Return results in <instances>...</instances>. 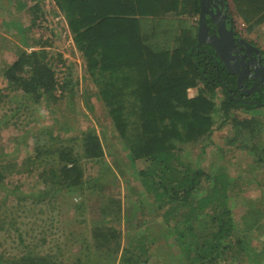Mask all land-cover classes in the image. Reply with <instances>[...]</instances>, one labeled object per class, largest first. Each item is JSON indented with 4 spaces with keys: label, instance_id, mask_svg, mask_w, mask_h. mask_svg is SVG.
<instances>
[{
    "label": "trees",
    "instance_id": "1",
    "mask_svg": "<svg viewBox=\"0 0 264 264\" xmlns=\"http://www.w3.org/2000/svg\"><path fill=\"white\" fill-rule=\"evenodd\" d=\"M53 1L67 22L75 48L86 60V69L97 85L98 97L107 108L109 124L114 128V148L115 145L121 147L131 167L142 177L147 200L134 199L133 192L137 191L134 189L129 203L113 195L92 204L89 199L73 201L71 208L84 211L86 205L91 206L102 218L101 223L90 227L92 241L78 238L72 232L68 251L71 256H66V249L57 255L29 251L14 258L0 256V264H64V258L71 264H114L109 260L106 263L100 256L121 249L119 264H154L155 254L165 257L163 263L188 264L183 258L186 252L179 254L183 245L191 248L188 254H194L196 264H264V208L258 199L247 205L242 200L249 197L250 192L242 195L241 190L238 191L246 182L245 175L237 177L232 173L233 156L237 157L239 152L233 150L235 147L229 149L220 144L218 154L222 162H212L214 171H206L200 164L215 142L216 132L232 122L237 130L235 135L222 133L219 136L228 142L237 136H247L240 155H250L254 162L245 169L246 175L252 173L255 165L258 170L264 167L263 144L260 150L251 144L252 140L263 143L262 127L246 116L250 108L264 107V89L244 92L236 75L226 68L216 50L206 43L198 45L199 20L195 32L182 27L176 34L165 26L170 25L169 20H182L187 14L192 18L200 13V0ZM224 1L229 10L232 6L238 10L250 30L264 23V0ZM14 2L18 12L30 17V24L2 20L6 29H12L11 33L18 37L20 46L15 44L16 59L0 70L10 91L5 94L0 89V105L12 92L33 99L34 103L48 99L53 103L56 114L53 119L59 129L75 131L73 125L62 122L63 116L59 114L69 94V83L58 80L56 56L46 50L52 46L55 33L51 31L46 39L30 34L47 10L38 4L27 6L21 0ZM235 29L240 33L237 27ZM31 41L42 49L25 50L31 46ZM58 56L62 60V56ZM192 88H197L194 97L189 96ZM218 90L223 92L219 106L216 103ZM249 100L255 101L250 103ZM219 119H222L220 123ZM64 139L56 136L52 139L56 143L52 144L38 139L34 154L22 165L23 171L34 167L42 156L51 159L57 156V161H47L51 166L42 173L45 185L50 186L44 193L49 195L54 191L51 199L56 198L59 191L68 193L73 188L79 192L93 190L91 194L106 193V186L96 187L98 181L84 182L86 170L81 163L82 159L104 161L105 148L100 135L88 129L79 138ZM78 144L81 151L76 149ZM192 148H199L198 153L192 154ZM110 154L114 156L116 152ZM139 162L146 167L137 168ZM15 166L16 163L11 162L0 165V184ZM197 193L202 194L197 196ZM85 201L88 203L84 206ZM239 205L245 207L236 218L234 208ZM208 207L211 208L208 210ZM160 217L165 227L160 226L158 233L150 231L153 222ZM172 220L176 221L175 225ZM115 224H125L129 231L124 246ZM144 225L146 228L142 231L140 228ZM209 226L214 228L211 233H207ZM168 235L177 239V255L172 253L174 246L171 247L170 242L164 245L159 242ZM247 236L256 243L248 245Z\"/></svg>",
    "mask_w": 264,
    "mask_h": 264
},
{
    "label": "rangeland",
    "instance_id": "2",
    "mask_svg": "<svg viewBox=\"0 0 264 264\" xmlns=\"http://www.w3.org/2000/svg\"><path fill=\"white\" fill-rule=\"evenodd\" d=\"M15 0H0V70L8 62H13L16 59L15 44L20 46L18 37L11 33V30L6 29L2 20L9 21L11 23L20 20L26 25L30 24V17L23 16V13L18 12L17 4ZM26 2L27 6H33L35 4L44 6L47 10L46 15L39 19V26H36L31 30L30 34L34 37H43L46 39L51 36V31H54L55 36L51 39L53 42L51 47H46L47 51L53 53L56 56V67L58 80L63 83L68 81L69 94L66 96L61 107V116H63L62 122L73 125L75 131H63L60 130L57 123L53 119L56 114L53 113V103L50 100L40 101V103H34L33 99L22 98L20 93H11L6 97L0 105V165L2 163L11 162L15 164L12 168V172L7 174L4 183L0 184V256L6 258H14L22 256L24 253L33 251L38 254L55 253L57 255L60 250L66 249V256L71 248V241L73 235L78 238H85L87 241H92L91 226L101 223V217L97 216V211L91 206H87L85 201L83 209H73L72 202H80L83 199H89L92 202L97 199L113 198L121 200L123 203L131 202L130 194L133 192L134 199L146 198L147 193L144 191L143 184L141 182L142 177L137 174L136 168H132L130 162L126 158V153L122 151L119 146L115 145V139L112 137L113 125H110V116L108 115L107 108L104 102L97 95V85L93 83L87 69L86 60L84 56L75 48L73 37L70 34L67 22L65 18L59 13L57 6L53 4L51 0H21ZM256 7V6H255ZM234 6L230 7L229 12H233L231 18L234 20L235 27L238 28L239 34L257 46L261 51H264V23L255 29L250 30L249 25L245 22V18L240 15L238 10H235ZM182 20H169L168 30L172 33L179 34L180 29L188 27L191 31L195 32L197 27V21L199 20V13L190 18L187 15L181 17ZM160 25V24H159ZM172 37L171 34H168ZM31 51L34 49L41 50L42 47L31 41V46L24 48ZM62 60H60V56ZM8 81L0 74V89L5 94H9L7 89ZM71 91V92H70ZM93 92L92 96L89 95ZM75 94V96L70 95ZM197 95V88L189 90V96L194 97ZM223 92L218 90V96L216 103L218 106L221 103ZM70 98L72 102H70ZM50 103H49V102ZM90 106H93L91 108ZM264 107H252L249 109V114L246 116L260 125L262 128L261 138L264 137ZM58 114V115H59ZM258 114V115H257ZM222 119H219L220 123ZM254 123V124H255ZM104 125V126H103ZM103 126V128H102ZM88 129H94L102 140L105 148V156L103 162H96L82 159L81 163L85 168L84 182H97L96 187L106 186V193L101 192L91 194L93 190L75 191L70 190L68 193L59 191L56 198L51 199L55 195H46L44 191L50 189L44 183L43 171L51 166L52 159L57 161V156L51 159L46 158L47 155L42 156L41 159L36 160L34 167H27V170L23 171L24 162L35 152V144L38 139H44L47 144L56 143L52 141L56 136L65 137L63 141L68 140L72 136L81 137ZM236 129L232 122L225 126V129L216 132L215 142L208 148L205 159L201 161V166L206 171H214L212 162L221 163L220 155L218 154V147L220 144L224 148H234L235 152H239L237 157L233 156L232 173L237 177L245 175L246 182L238 187V191L250 192L249 197L242 198L244 204L247 205L250 201L258 199L264 208V167L262 169L253 168L252 173L246 175L245 169L250 168V164H253L254 159L250 155L242 157L240 154L243 152L244 140L246 135L238 137L231 142H228L225 137L221 138L219 135L222 133L228 134L230 137L235 135ZM115 132V131H114ZM51 139V140H50ZM219 139V141H217ZM221 139V140H220ZM59 141L57 138L55 139ZM217 143V144H215ZM80 144V143H79ZM76 146L78 151H81L80 145ZM251 144L255 149H258L261 144L264 147V140L255 141L252 140ZM56 145V144H55ZM192 154L198 153L199 148H192ZM232 150V154H234ZM260 150V149H258ZM257 150V151H258ZM112 151V152H110ZM112 156L110 153H115ZM229 157V155L227 156ZM231 161V159H229ZM42 161L39 166L38 162ZM119 161H122L119 162ZM119 162V163H118ZM49 164V165H48ZM119 164V165H117ZM14 166V165H13ZM145 164L140 163L137 166L139 169H144ZM109 171V173H108ZM56 187V186H55ZM131 189V190H130ZM249 189V190H248ZM143 191V192H142ZM200 196L202 193H197ZM132 195V194H131ZM235 194H233L234 196ZM256 195L258 196L256 198ZM242 196L239 197V199ZM147 200V198H146ZM245 206L239 205L234 208V214L237 218L244 211ZM211 207H208V210ZM207 210V211H208ZM95 211V212H94ZM114 212V211H113ZM163 214V212H161ZM125 215H122L124 219ZM201 220V216L199 218ZM83 221V222H82ZM185 221V218H182ZM81 222V223H80ZM175 225V220H172ZM138 223V222H137ZM165 221L162 217L157 218L152 227L148 229L154 233H158L160 226L164 225ZM170 225V223H169ZM115 229L121 233V245L126 244L125 236L129 232L125 224H115ZM146 225L140 229L143 231ZM201 229V228H200ZM214 231V228L209 226L207 233ZM159 242L164 245L165 242H170V246H174L172 253L177 255L179 252V245L176 238L167 236ZM171 237V238H170ZM245 237V236H244ZM246 238V237H245ZM264 238V237H263ZM71 240V241H70ZM66 241L68 242L67 244ZM245 242L256 243L255 239L251 236H247ZM122 246V247H123ZM183 251L179 254L186 252V256L183 257L188 264H196L195 256L191 248L188 245H183ZM105 251V250H104ZM122 249L119 252H113L110 255L101 254L100 259H104L119 264L122 256ZM76 254V253H75ZM157 255V256H156ZM68 256H71L68 255ZM154 264H176L175 262L163 263L164 256L159 254L154 255ZM160 257V258H157ZM64 257L60 256V259ZM168 258V257H167ZM242 258V257H241ZM188 259V260H186ZM63 260V259H62ZM225 262L224 264H227ZM64 264H71L69 260Z\"/></svg>",
    "mask_w": 264,
    "mask_h": 264
},
{
    "label": "water",
    "instance_id": "3",
    "mask_svg": "<svg viewBox=\"0 0 264 264\" xmlns=\"http://www.w3.org/2000/svg\"><path fill=\"white\" fill-rule=\"evenodd\" d=\"M221 15L222 18H218ZM208 18L215 23L214 35H209L211 26L208 23ZM230 16L228 14V6L224 0H200V13H199V29L197 33L198 45L203 43L211 45L226 65V68L233 74L237 75V83L242 88V75L241 64L230 62L236 60L237 57L232 54L231 51L238 50V43H249L245 39L237 41L236 32L234 29L233 20L228 22ZM229 23V27H228ZM261 61V60H260ZM252 76L256 79L259 78L260 82H264V64L261 65L259 71L255 70V74ZM246 93H255L259 91L257 87L248 88L245 86L243 89ZM251 103V102H250Z\"/></svg>",
    "mask_w": 264,
    "mask_h": 264
},
{
    "label": "flooded vegetation",
    "instance_id": "4",
    "mask_svg": "<svg viewBox=\"0 0 264 264\" xmlns=\"http://www.w3.org/2000/svg\"><path fill=\"white\" fill-rule=\"evenodd\" d=\"M220 17L222 18L221 15L218 16V18ZM208 23L211 26V29L209 30V35L212 36L214 35L216 26L212 22H210V18H208ZM235 32H236L237 41H239L240 39H244L241 34L239 33L237 34L236 30ZM248 43L249 44L247 46L244 45V43H238V47H237L238 50L231 51L232 54L237 57V59L231 60L230 62H232L233 64L234 63L241 64V70H243V75H242L243 86L241 89L243 90L245 86L249 88L257 87L260 92L264 89V82L261 83L259 78L255 79L252 76V74H255V70L259 71L261 69V65L264 64V51H261L257 46L253 45L252 43L250 42ZM236 79H237V75H236ZM253 101L255 100H249V102H253Z\"/></svg>",
    "mask_w": 264,
    "mask_h": 264
},
{
    "label": "clouds",
    "instance_id": "5",
    "mask_svg": "<svg viewBox=\"0 0 264 264\" xmlns=\"http://www.w3.org/2000/svg\"><path fill=\"white\" fill-rule=\"evenodd\" d=\"M228 14H229V16H230V13H229V7H228ZM230 18H231V16H230ZM232 19V18H231ZM230 20V19H229ZM233 20V19H232ZM229 22V21H228ZM233 24H234V20H233ZM230 25H229V23H228V27H229ZM234 29H235V24H234ZM236 30V29H235ZM249 88V87H248ZM258 92V91H257ZM256 93V92H255Z\"/></svg>",
    "mask_w": 264,
    "mask_h": 264
},
{
    "label": "crops",
    "instance_id": "6",
    "mask_svg": "<svg viewBox=\"0 0 264 264\" xmlns=\"http://www.w3.org/2000/svg\"><path fill=\"white\" fill-rule=\"evenodd\" d=\"M52 2H53V4L56 6V4L54 3V1L53 0H51Z\"/></svg>",
    "mask_w": 264,
    "mask_h": 264
}]
</instances>
